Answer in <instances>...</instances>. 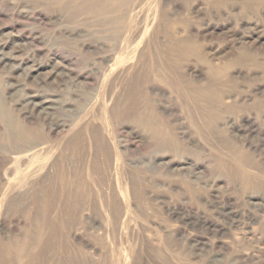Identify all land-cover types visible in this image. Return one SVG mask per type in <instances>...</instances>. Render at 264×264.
I'll return each mask as SVG.
<instances>
[{"label": "rangeland", "instance_id": "1", "mask_svg": "<svg viewBox=\"0 0 264 264\" xmlns=\"http://www.w3.org/2000/svg\"><path fill=\"white\" fill-rule=\"evenodd\" d=\"M43 1L0 0L13 64L0 67V97L27 132L9 140L0 119V263L7 244L40 230L45 241L25 257L35 264H264V9L251 18L239 15L243 0H92L104 10L93 15L88 0ZM174 36L196 39L207 59L254 50L258 62L216 80L193 59L156 74L148 65ZM51 67L64 75L44 80ZM26 96L53 109L36 114ZM139 113L175 145L133 123Z\"/></svg>", "mask_w": 264, "mask_h": 264}, {"label": "bare ground", "instance_id": "2", "mask_svg": "<svg viewBox=\"0 0 264 264\" xmlns=\"http://www.w3.org/2000/svg\"><path fill=\"white\" fill-rule=\"evenodd\" d=\"M40 1V0H39ZM44 1H46V3L47 2H51V3H55V2H65L66 0H44ZM43 1V2H44ZM89 2L88 3H90L91 5H90V7H84L83 8V11H85V12H87V13H90V14H96V15H100V14H102L103 15V13L102 12H104V10H103V8H102V6L100 5V3L97 5V3H92V0H88ZM185 3H188V2H191V0H183ZM223 1V0H222ZM230 1V0H229ZM233 0H231L230 2H232ZM236 1V0H235ZM238 1V0H237ZM216 2H217V0H216ZM226 2V1H225ZM225 2H223V4L225 3ZM209 2L207 1V4H208ZM218 3H219V1H218ZM227 3V2H226ZM50 4V3H49ZM211 4V3H210ZM214 4H216V3H214ZM214 4H213V6H214ZM231 4V3H230ZM229 4V5H230ZM233 4V3H232ZM232 4H231V6H232ZM234 4H238L239 6H240V4H239V2L238 3H234ZM233 4V5H234ZM97 5V6H96ZM188 5V4H187ZM206 5V4H205ZM227 5H228V3H227ZM210 6V5H209ZM208 6V7H209ZM219 6V5H218ZM221 6H222V3H221ZM212 7V6H211ZM214 8H216V5H215V7ZM211 9V8H210ZM228 9V8H227ZM226 9V10H227ZM264 9V0H243V3H242V7L240 8V10H241V14H239L240 16H244V15H250V17L252 18V17H254V18H257V17H259L260 15H261V11ZM68 10H70V9H68ZM220 10V9H219ZM229 10V9H228ZM228 12V11H227ZM233 12V11H232ZM231 12V13H232ZM188 13V12H187ZM228 13H230V12H228ZM195 14V13H194ZM193 14V15H194ZM210 14V13H209ZM218 14V13H217ZM216 14V15H217ZM230 15V14H229ZM237 17V16H236ZM228 18V17H227ZM238 18V17H237ZM229 19V18H228ZM231 19V18H230ZM232 19H233V15H232ZM230 21V20H229ZM233 21V20H232ZM262 21V20H261ZM184 23H186V22H184ZM187 24V25H186ZM186 24H184V25H186V26H189V22H187ZM193 24V23H192ZM204 24V23H203ZM226 24V23H225ZM204 26V25H203ZM184 27V26H183ZM190 27V26H189ZM187 30H188V27H187ZM176 34V33H175ZM3 35V34H2ZM2 35H1V39L3 38L2 37ZM174 35V34H173ZM5 36V35H4ZM7 36V35H6ZM172 36V35H171ZM176 36V35H175ZM171 37V38H169V40H168V47H166L165 49L167 50V48L169 49V50H167V52H164V51H162L161 49H160V51L162 52V53H160V58H159V62H156V61H153L151 64H149L148 66H150L149 68L151 69V71H154V72H156V74L157 73H161V72H164V73H167V74H169V75H174V73L175 72H177L178 73V71H177V69H179L178 67H180V64H182V63H185V62H187V61H189V60H191V59H193V60H195L199 65H202L203 66V68H205L206 69V72H207V74H208V76L210 77V79L212 78L213 80H216V79H218L220 76H222V74H224L225 75V72H227L228 71V69L234 64V63H238V62H244V63H248V62H251V63H256L257 64V56H256V54H253L252 52H254V50L252 51V52H245V51H239V52H237L236 53V55H234L232 58H229V59H227V60H225V61H223V62H219L218 60H219V58H215L213 55V57H211V59H207L206 57L207 56H205L204 54H206L205 52H204V54H203V47L202 46H204L203 44H199L200 42H198L196 39H194L193 37H188L187 36V38L185 37V38H180V39H177L176 37ZM170 37V36H169ZM8 38V37H7ZM6 38V39H7ZM1 39H0V67H1V70L2 69H4V68H9V70L10 71H12V69H13V67H12V65H10L9 67L7 66V64H8V62L10 61V59H11V56H7L6 54H4V52L5 51H3L4 49H2L3 47L5 48V46H6V42H3V41H1ZM207 40V39H206ZM208 41V40H207ZM19 43V42H18ZM39 43V42H38ZM261 44V43H260ZM17 45V44H16ZM161 45V44H160ZM12 46V45H11ZM23 46V45H22ZM154 46V45H153ZM157 46V45H156ZM257 46V45H256ZM259 46V45H258ZM13 47V46H12ZM159 47V46H158ZM162 47V46H161ZM252 47V46H251ZM18 50V49H17ZM30 50V49H29ZM158 50V49H157ZM164 50V49H163ZM252 50V49H251ZM237 51V50H236ZM29 52V51H28ZM15 53H17V52H15ZM257 53V52H256ZM25 55V54H24ZM207 55V54H206ZM210 55V54H209ZM258 55V54H257ZM29 57V56H28ZM158 57H159V55H158ZM33 60V59H32ZM153 60V59H152ZM34 61V60H33ZM150 62H151V60H149ZM12 62V61H11ZM25 64V63H24ZM34 64V63H33ZM260 64V63H259ZM263 64V63H262ZM198 65V66H199ZM261 65V64H260ZM28 66V65H27ZM201 66V67H202ZM250 66V65H249ZM24 67V66H23ZM22 67V68H23ZM61 67V66H60ZM260 67V66H259ZM262 67V66H261ZM52 68V67H51ZM19 69V68H18ZM39 69H40V64H37V66L36 65H33L32 67L30 66V72H34V73H36V72H40L39 71ZM6 71H7V69H6ZM61 71V70H60ZM175 71V72H174ZM9 72V71H8ZM3 73V72H2ZM13 72H11V74H12ZM38 73H36V75H37ZM10 75V74H9ZM30 75V74H29ZM64 75V74H63ZM62 75V73L61 72H58V70L56 69V68H52V69H50V71L46 74V76L44 77V80H47L48 78L50 79V78H53V79H58V77H62L63 76ZM178 75V74H177ZM182 75V74H181ZM179 76V75H178ZM186 76V75H185ZM13 77V76H12ZM29 77V76H28ZM18 79V78H17ZM135 79V78H134ZM160 80H162V79H160ZM180 80V79H179ZM191 80V79H190ZM58 81V80H57ZM143 81V77L139 80V82L138 83H135V84H137V88L138 87H140V85H141V82ZM178 81V80H177ZM9 82V81H8ZM41 82V81H40ZM178 83H180V81L178 82ZM56 84V83H55ZM194 85V84H193ZM180 86V85H179ZM186 86V85H185ZM196 86V85H195ZM16 87V86H15ZM170 87H172V85L170 86ZM187 87V86H186ZM189 87H191V86H189ZM188 87V88H189ZM16 88H18V87H16ZM21 88V87H20ZM181 88V89H180ZM191 88H193V87H191ZM197 88V87H196ZM195 88V89H196ZM173 89L175 90V91H177V89H175L174 87H173ZM180 89V90H179ZM182 89H186L185 87H183L182 86V84H181V87H178V90L180 91V93H182L183 94V96H184V94H187L186 95V97L189 95L188 93H184V91L182 90ZM190 89V88H189ZM216 89V88H215ZM2 90V89H1ZM192 90V89H191ZM194 90V89H193ZM201 90V89H200ZM199 89H198V91L199 92H202V91H200ZM217 90V89H216ZM196 91H197V89H196ZM1 92V91H0ZM31 92V91H30ZM185 92H186V90H185ZM187 92H188V89H187ZM193 92H195V91H193ZM44 93V92H43ZM136 93H138V92H136ZM135 92H133V95L134 94H136ZM4 94V93H3ZM192 93H190V95H191ZM201 94V93H200ZM5 95V94H4ZM133 95H131V96H133ZM197 95H199V93H197ZM20 96V95H19ZM130 96V97H131ZM136 96V95H135ZM192 96V95H191ZM201 96V95H200ZM27 98H33V97H28V96H26ZM134 97V96H133ZM132 97V98H133ZM194 97V96H193ZM189 98V97H188ZM195 98V97H194ZM199 98V97H198ZM50 99V98H49ZM47 97H42L41 99H37V100H35L34 98L32 99V101H30V102H28V104H31V109L36 113V114H42V115H48L49 114V112H50V110L51 109H53L52 108V103H51V101L49 100ZM192 99V98H191ZM19 100H21L20 99V97H19ZM56 101V100H55ZM189 101V100H188ZM192 101V100H191ZM192 102H195V101H192ZM192 102H190L189 101V104L190 103H192ZM196 103V102H195ZM52 104V105H51ZM55 105V104H54ZM150 105V104H149ZM149 105H147L148 106V110L147 111H149ZM192 105H194V103H192ZM196 105V104H195ZM146 106V107H147ZM215 106H217V104L215 105ZM118 107H120V106H118ZM152 107V106H151ZM55 108V107H54ZM152 109V111L154 112V109L153 108H151ZM150 109V110H151ZM186 109V108H185ZM187 109H189L188 107H187ZM54 110H57V109H54ZM231 110V109H230ZM9 111H10V109H9ZM8 111V109H7V107H6V103L4 102V99L2 98V97H0V119H2V121L4 122V128H5V131L3 132L4 133V136H5V138H7V139H9V140H24V139H26V137H27V132H26V130H24L23 129V126H21L16 120H13L12 119V117H11V115H10V113L11 112H9ZM13 111V110H12ZM26 111V110H25ZM146 111V110H145ZM146 111V112H147ZM152 111H151V113H152ZM22 112V111H21ZM138 112V111H137ZM137 112H135V113H137ZM140 112V111H139ZM156 113V112H155ZM186 113H187V110H186ZM215 113L217 114V112H216V110L215 109H210L209 111H208V113H207V115H206V118L210 121V120H212L213 118H214V116H215ZM149 114V113H148ZM188 114V113H187ZM13 115V114H12ZM142 115V114H141ZM140 115V113L139 114H135V117H134V122L133 123H135V122H137V124L139 123L140 125H142L143 127H144V129L147 131V133H150V131L151 130H154L155 128H156V131H155V133H154V131H151V138L152 139H154V140H156L157 142H159L160 143V145H162L163 147H171V146H173V145H175V144H173V145H171V146H169L170 144H172V141H173V137L174 136H172V133L170 134L169 132H167V133H165V126L163 125V123H159V121H157L158 119H157V117H155V120H154V116L153 115H151V116H149V118L148 117H142ZM54 116V115H53ZM145 116H147V114L145 115ZM152 116H153V118H152ZM157 116V115H156ZM47 117V116H46ZM133 119V118H132ZM20 121V120H19ZM163 121V120H162ZM166 121V120H165ZM164 122V121H163ZM67 123V122H66ZM42 124V123H41ZM65 124V123H64ZM136 124V123H135ZM168 125V124H167ZM142 126H140V127H142ZM169 126V125H168ZM171 126V125H170ZM169 126V128L171 129V127ZM211 125H208V127H210ZM34 131V130H33ZM170 131V130H169ZM29 132V131H28ZM34 133H36V132H34ZM176 133V132H175ZM174 132H173V135L175 134ZM29 134H30V136H32V133L31 132H29ZM29 136V135H28ZM35 136H36V134H35ZM38 136H39V134H38ZM44 137V136H43ZM29 138V137H28ZM32 138H33V136H32ZM36 138V137H35ZM39 140V139H38ZM37 140V141H38ZM6 141V140H5ZM8 141V140H7ZM72 141H74V139L72 140ZM78 141H79V139H78ZM13 142V141H12ZM15 142V141H14ZM41 142V141H40ZM156 142V143H157ZM171 142V143H170ZM16 143V142H15ZM174 143V142H173ZM1 144V143H0ZM18 144H20V143H18ZM76 144V143H75ZM74 144V145H75ZM167 144H169V145H167ZM96 145L98 146V148H100V149H102V150H105L104 148H103V144H101L100 142H96ZM21 146V145H20ZM71 146H72V142H71ZM78 147V145L76 144L75 145V147ZM13 147V146H12ZM19 147V146H18ZM74 146H72V149L73 148H75ZM76 147V148H77ZM14 148V147H13ZM75 148V149H76ZM97 148V147H96ZM80 149V148H79ZM14 150V149H13ZM77 150V149H76ZM105 151H107V150H105ZM104 151V152H105ZM101 152V151H100ZM103 152V151H102ZM104 152H103V155H104ZM13 153V152H12ZM107 156V155H106ZM105 155H104V157H106ZM105 159V158H104ZM108 161V160H107ZM60 168V167H59ZM60 173V172H59ZM64 173V172H63ZM261 173V172H260ZM61 174V173H60ZM250 174V173H249ZM252 175V174H251ZM250 175V176H251ZM61 178V177H60ZM239 178H241V177H239ZM245 178V177H244ZM251 178V177H250ZM249 178V179H250ZM68 179V178H67ZM242 180H243V178H242ZM61 182V181H60ZM72 184H74V183H72ZM77 184V183H76ZM80 186V185H79ZM64 188V187H63ZM47 189V188H46ZM46 189H44V190H46ZM62 189V188H61ZM62 190H65V189H62ZM63 192V191H62ZM44 193H46V191L44 192ZM42 193L40 192V195H41ZM48 194V193H47ZM45 195V194H44ZM72 196V195H71ZM42 197V196H41ZM49 197V196H48ZM63 197V196H62ZM67 197V196H66ZM34 198H35V196H34ZM71 198V197H70ZM37 199V198H36ZM42 199V198H41ZM72 199V198H71ZM66 200V199H65ZM34 201V200H33ZM32 201V202H33ZM47 201V200H46ZM43 202V200H41V203ZM40 203V202H39ZM34 204V206H35V208H34V210H35V212H37V211H39V206H38V202H35V203H33ZM48 204H49V202H48ZM40 205V204H39ZM33 206V207H34ZM44 206V205H43ZM46 209H48V208H46ZM32 210V209H31ZM25 211H26V209H25ZM24 210H23V212H25ZM30 211V210H29ZM28 211V212H29ZM33 211V210H32ZM26 213V212H25ZM39 213V212H38ZM34 214V213H33ZM42 214V213H41ZM41 214H38V216L40 215L41 216ZM36 215H37V213H36ZM35 216V215H34ZM38 216H36V217H38ZM39 216V217H40ZM31 218V217H30ZM41 218V217H40ZM41 219H43V218H41ZM46 219H47V217H46ZM33 221H34V219H33ZM37 222V221H36ZM40 222V220H38V222L37 223H39ZM46 222V220L44 221V223ZM232 222V221H231ZM36 225V224H35ZM34 225V226H35ZM38 225V224H37ZM36 225V226H37ZM43 224L41 223V226H42ZM46 225H48V224H46ZM55 225V224H54ZM32 226V225H31ZM39 227H40V225H39ZM45 227V226H44ZM44 227H40V229L42 230ZM36 230L38 229V228H36V227H34ZM47 228V227H46ZM45 228V229H46ZM44 230V229H43ZM27 232V231H26ZM48 232V231H47ZM28 233V232H27ZM34 233H35V231H34ZM37 233V232H36ZM35 233V235H34V238L31 236L30 238H28V239H26V237H25V241H23L22 240V242H20V243H10L9 245L7 244V246H6V248H5V255L8 257V262H1L0 264H5V263H9V264H35V262H31V260H30V258H28V260H26V258L25 257H27L26 255L28 254V252L32 249V247H34L38 242H41L42 243V240H41V238H42V236H41V234H40V230H38V234H36ZM25 236V235H24ZM46 236V235H45ZM28 237V236H27ZM44 237V236H43ZM43 239V238H42ZM44 241H45V239H43ZM17 241H20V240H17ZM40 243V244H41ZM41 247V246H40ZM29 255H30V253H29ZM33 255V254H32ZM38 255V254H37ZM6 256H5V258H6ZM7 259V258H6ZM37 264V263H36ZM41 264V263H40Z\"/></svg>", "mask_w": 264, "mask_h": 264}]
</instances>
